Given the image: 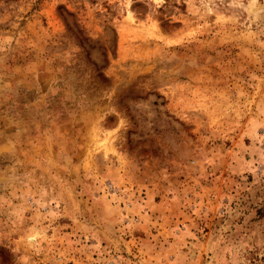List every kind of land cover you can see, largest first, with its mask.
<instances>
[{"label": "rangeland", "instance_id": "1", "mask_svg": "<svg viewBox=\"0 0 264 264\" xmlns=\"http://www.w3.org/2000/svg\"><path fill=\"white\" fill-rule=\"evenodd\" d=\"M0 264H264V0H0Z\"/></svg>", "mask_w": 264, "mask_h": 264}, {"label": "trees", "instance_id": "2", "mask_svg": "<svg viewBox=\"0 0 264 264\" xmlns=\"http://www.w3.org/2000/svg\"><path fill=\"white\" fill-rule=\"evenodd\" d=\"M78 31V30H77Z\"/></svg>", "mask_w": 264, "mask_h": 264}]
</instances>
